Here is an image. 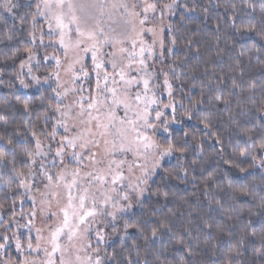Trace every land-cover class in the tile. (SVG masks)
I'll list each match as a JSON object with an SVG mask.
<instances>
[{
    "label": "snow or ice",
    "instance_id": "snow-or-ice-1",
    "mask_svg": "<svg viewBox=\"0 0 264 264\" xmlns=\"http://www.w3.org/2000/svg\"><path fill=\"white\" fill-rule=\"evenodd\" d=\"M0 88V264H264V0H0Z\"/></svg>",
    "mask_w": 264,
    "mask_h": 264
},
{
    "label": "trees",
    "instance_id": "trees-1",
    "mask_svg": "<svg viewBox=\"0 0 264 264\" xmlns=\"http://www.w3.org/2000/svg\"><path fill=\"white\" fill-rule=\"evenodd\" d=\"M6 91V89L0 88V95H2L4 92ZM192 189L189 188L188 192L191 193Z\"/></svg>",
    "mask_w": 264,
    "mask_h": 264
}]
</instances>
